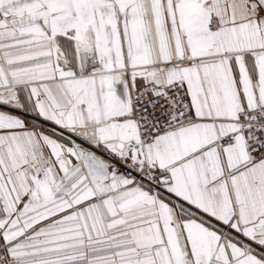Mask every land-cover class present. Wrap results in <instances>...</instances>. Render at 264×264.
Masks as SVG:
<instances>
[{"label":"snow or ice","instance_id":"1","mask_svg":"<svg viewBox=\"0 0 264 264\" xmlns=\"http://www.w3.org/2000/svg\"><path fill=\"white\" fill-rule=\"evenodd\" d=\"M0 264H264V0H0Z\"/></svg>","mask_w":264,"mask_h":264}]
</instances>
